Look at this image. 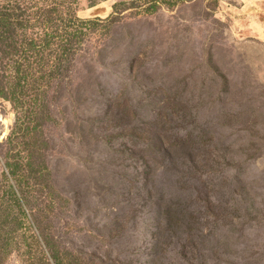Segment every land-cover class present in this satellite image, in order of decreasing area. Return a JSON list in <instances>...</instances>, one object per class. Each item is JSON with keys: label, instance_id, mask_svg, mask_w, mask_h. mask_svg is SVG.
I'll return each mask as SVG.
<instances>
[{"label": "rangeland", "instance_id": "rangeland-1", "mask_svg": "<svg viewBox=\"0 0 264 264\" xmlns=\"http://www.w3.org/2000/svg\"><path fill=\"white\" fill-rule=\"evenodd\" d=\"M67 64L0 97V197L17 162L27 214L3 264H264V5L125 14Z\"/></svg>", "mask_w": 264, "mask_h": 264}, {"label": "trees", "instance_id": "trees-1", "mask_svg": "<svg viewBox=\"0 0 264 264\" xmlns=\"http://www.w3.org/2000/svg\"><path fill=\"white\" fill-rule=\"evenodd\" d=\"M90 6L108 0H89ZM190 0H114L106 19L78 16L80 0H0V97L19 103L21 95L40 89L48 79L67 69L76 46L99 24L119 21L123 15H152ZM218 4V0H209ZM18 125V124H17ZM15 188L5 177L0 197V264L18 248L19 232L27 214L18 163H6ZM20 175V176H19ZM15 248V249H14ZM55 264H64L53 255Z\"/></svg>", "mask_w": 264, "mask_h": 264}, {"label": "crops", "instance_id": "crops-1", "mask_svg": "<svg viewBox=\"0 0 264 264\" xmlns=\"http://www.w3.org/2000/svg\"><path fill=\"white\" fill-rule=\"evenodd\" d=\"M251 5L254 4V5H264V0H248Z\"/></svg>", "mask_w": 264, "mask_h": 264}]
</instances>
